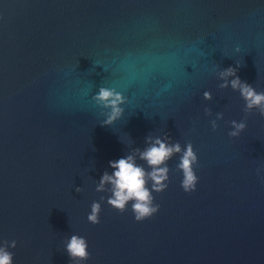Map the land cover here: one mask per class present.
Listing matches in <instances>:
<instances>
[{
  "label": "water",
  "instance_id": "obj_1",
  "mask_svg": "<svg viewBox=\"0 0 264 264\" xmlns=\"http://www.w3.org/2000/svg\"><path fill=\"white\" fill-rule=\"evenodd\" d=\"M229 66L264 91V0H0V245L17 242L13 264H70L73 234L83 264H264V116L219 87ZM101 86L126 97L110 125ZM149 134L190 141L199 179L185 192L174 155L158 212L136 221L96 184Z\"/></svg>",
  "mask_w": 264,
  "mask_h": 264
},
{
  "label": "clouds",
  "instance_id": "obj_2",
  "mask_svg": "<svg viewBox=\"0 0 264 264\" xmlns=\"http://www.w3.org/2000/svg\"><path fill=\"white\" fill-rule=\"evenodd\" d=\"M238 68L229 66L219 71L218 76L222 80L219 84L221 89L228 88L238 90L245 101L244 112L251 113L254 109L264 116V91H257L256 88L248 82L242 80L237 75ZM205 100L212 99V93L205 91L203 93ZM93 100L103 109H108L105 113L106 119L102 125H110L119 119L126 103V97L115 88L101 86L98 92L93 96ZM206 114L211 115V109L205 108ZM223 118L222 112L216 113V119L211 120L213 130L218 127L217 120ZM231 130L228 135L237 137L246 128V119L240 121L231 120ZM168 135L145 137L147 144L143 149L136 147L125 156L109 161V165L114 171L109 173L105 170L96 184L97 192H109L107 202L114 209L123 213L128 209L131 202V210L136 221H143L150 218L158 212L160 205L154 202L153 192L159 193L167 189L169 182L170 168L168 161L176 154H180L177 168L182 171L181 187L185 192H192L196 189L199 177L195 168L198 166V156L189 141L182 148L177 142H170ZM146 162L147 168L137 162V159ZM261 170L257 169L260 174ZM150 183V187H149ZM81 191L80 187L76 188ZM104 197H101L103 200ZM102 210L99 201H93L91 211L87 216L89 222L98 224L100 222V212ZM16 241L10 243L4 241L0 245V264H13L14 253L9 251V247L15 248ZM87 239L83 236L73 234L66 241L65 249L71 258L70 264H83L90 257L88 251Z\"/></svg>",
  "mask_w": 264,
  "mask_h": 264
}]
</instances>
